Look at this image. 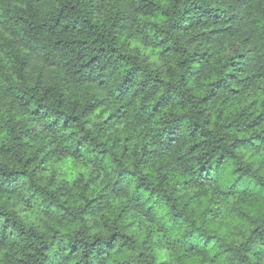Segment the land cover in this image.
I'll use <instances>...</instances> for the list:
<instances>
[{
  "label": "clouds",
  "instance_id": "1",
  "mask_svg": "<svg viewBox=\"0 0 264 264\" xmlns=\"http://www.w3.org/2000/svg\"><path fill=\"white\" fill-rule=\"evenodd\" d=\"M0 264H264V0H0Z\"/></svg>",
  "mask_w": 264,
  "mask_h": 264
}]
</instances>
